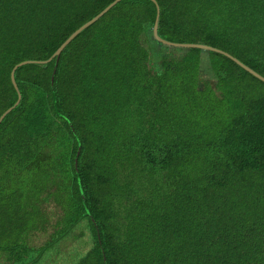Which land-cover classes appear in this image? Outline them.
Wrapping results in <instances>:
<instances>
[{"label":"trees","instance_id":"trees-1","mask_svg":"<svg viewBox=\"0 0 264 264\" xmlns=\"http://www.w3.org/2000/svg\"><path fill=\"white\" fill-rule=\"evenodd\" d=\"M114 1L0 0V118L18 100L14 67L50 59ZM156 2L122 0L82 31L53 85L56 58L16 70L22 99L0 125V264L85 238L76 264H264V82L152 34L159 15L162 39L264 77V0Z\"/></svg>","mask_w":264,"mask_h":264},{"label":"water","instance_id":"water-1","mask_svg":"<svg viewBox=\"0 0 264 264\" xmlns=\"http://www.w3.org/2000/svg\"><path fill=\"white\" fill-rule=\"evenodd\" d=\"M122 0H115L111 5H109L104 11H102L99 15H97L96 17H94L93 19H91L89 22H87L86 24H84L82 27H80L78 30H76L58 49L57 51L54 53V55L46 60V61H42V62H34V61H25V62H22L18 65H16L11 73V78H12V82H13V85L15 87V89L17 90L18 92V100L17 102L15 103L14 106H12L11 108H9L0 118V125L3 121V119L9 114L11 113L21 102V99H22V96H21V93L19 91V88H18V85L16 83V78H15V72L16 70L21 67V66H24V65H27V64H31V63H37V64H48L49 62H51L54 58H56V67L54 69V74H53V77H52V85L54 83V75L56 73V70H57V65H58V61L60 59V56L62 54V52L64 51V49L82 32L84 31L85 29H87L88 27H90L93 23H95L96 21H98L105 13H107L111 8H113L115 5H117L119 2H121ZM154 1L155 3L156 0H152ZM158 28H159V15L157 17V20H156V23L153 27V30H152V34H153V37L156 41H158L159 43L161 44H164L166 46H170V47H173V48H197V49H201V50H204V51H212V52H216V53H220V54H223L227 57H229L230 59H232L234 62H236L238 65H240L243 69H245L246 71H248L250 74L254 75L255 77L259 78L261 81L264 82V77L261 76L260 74H258L256 71H254L253 69H251L250 67H248L247 65H245L244 63H242L240 60H238L237 58L233 57L232 55L220 50V49H217V48H214V47H211V46H208V45H204V44H180V43H172V42H169L167 40H164L162 39L159 34H158ZM80 154V150L78 152V155ZM77 159H76V167H77ZM77 171H78V168H77Z\"/></svg>","mask_w":264,"mask_h":264},{"label":"rangeland","instance_id":"rangeland-1","mask_svg":"<svg viewBox=\"0 0 264 264\" xmlns=\"http://www.w3.org/2000/svg\"><path fill=\"white\" fill-rule=\"evenodd\" d=\"M140 179L135 178L134 180V189H135V195L137 196H142V197H148L149 192L152 190V187L149 185H139L136 184ZM48 235H43V234H37L36 236L31 237V244L33 246H38L40 247L43 245L47 240H48ZM82 241V240H81ZM84 243H87V239H83V243H80L79 241L77 242V245H72L68 248H66V245H63V243H56L55 247L50 250L52 253H47L43 259L40 258L38 260L37 264H76L77 260H79L80 257L77 259L72 257L73 254V249L75 247H80L85 249L87 246L83 247ZM37 247V248H38ZM65 248V249H63ZM61 249V253H56ZM56 251V252H54ZM48 252V251H47Z\"/></svg>","mask_w":264,"mask_h":264}]
</instances>
